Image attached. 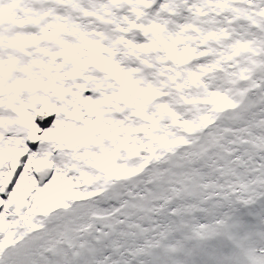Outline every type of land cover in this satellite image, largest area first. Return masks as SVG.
Instances as JSON below:
<instances>
[{"label":"snow or ice","instance_id":"obj_1","mask_svg":"<svg viewBox=\"0 0 264 264\" xmlns=\"http://www.w3.org/2000/svg\"><path fill=\"white\" fill-rule=\"evenodd\" d=\"M0 264H264V0H0Z\"/></svg>","mask_w":264,"mask_h":264}]
</instances>
